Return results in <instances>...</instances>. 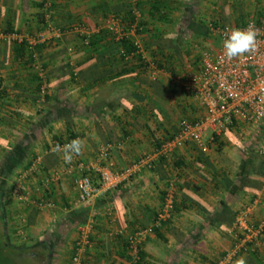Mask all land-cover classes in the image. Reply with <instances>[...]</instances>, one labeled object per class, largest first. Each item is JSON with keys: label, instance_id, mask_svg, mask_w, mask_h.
I'll return each instance as SVG.
<instances>
[{"label": "crops", "instance_id": "obj_1", "mask_svg": "<svg viewBox=\"0 0 264 264\" xmlns=\"http://www.w3.org/2000/svg\"><path fill=\"white\" fill-rule=\"evenodd\" d=\"M129 9L140 24L130 32L138 55L161 65L153 77L137 56L121 55L106 29L109 16L123 19ZM259 12L264 0H0V32L31 37L60 30L30 49L10 36L0 39V241L15 264L18 255L69 264L76 228L85 221L91 231L80 264H219L233 245L239 209L253 201L249 217L264 221V161L252 125L229 127L212 142L206 136L202 148L187 144L157 157L86 206L76 202L73 184L79 163L121 170L153 152L179 119L198 118L202 109L181 82L196 48L217 45L207 24L238 25ZM34 63L42 68L43 95ZM72 139L84 146L69 164L54 149ZM102 148L106 154L97 160ZM34 159L21 179L26 199L18 201L12 184ZM170 178L171 216L147 232ZM37 201L52 206L38 208ZM144 229L131 252L127 238ZM261 240L223 264L240 258L264 264V234Z\"/></svg>", "mask_w": 264, "mask_h": 264}, {"label": "built area", "instance_id": "obj_2", "mask_svg": "<svg viewBox=\"0 0 264 264\" xmlns=\"http://www.w3.org/2000/svg\"><path fill=\"white\" fill-rule=\"evenodd\" d=\"M213 22L214 24H208V30L216 37V47L196 48L195 62L185 65V73L181 82L184 92L192 96L201 107V115L193 120L179 119L176 130L161 141L153 152L140 154L121 170H112L107 165L99 164L92 168L87 164L79 163V173L73 178L77 203L88 205L98 193L117 188L142 168H150L155 158L166 157L184 145L190 144L196 148L204 147V137L208 136L209 141L212 142L213 138H218L223 130L232 127V125H252L259 129L260 137L255 145V152L264 161V12L260 18L248 17L239 25ZM250 23L258 30L257 51L254 54L227 61L223 56L222 40L230 30L243 29ZM105 25L115 40L124 35H131L130 32L135 33L137 27L134 22L130 24V29L125 31L120 20L113 15L106 19ZM59 34V29H42L31 37L0 32V39L10 36V39L22 43L27 49H30L36 43L44 41L47 35L57 37ZM133 45L139 52L137 41L133 40ZM33 68L40 79L39 94L43 95L45 83L42 80V68L38 63H34ZM145 68L153 77L156 71L153 65L147 63ZM70 141L68 140L60 146ZM105 154V148L99 149L97 160L102 159ZM36 161L37 159L32 160L27 169L12 184L11 195L15 196L18 201L26 199V188L21 179L26 176V172L29 173L33 170ZM93 179H96V182ZM174 198L175 185L173 179L170 178L165 181L163 186L161 204L151 226H158L170 218ZM252 203L254 202L243 206L235 214L231 228L233 245L223 255L219 264L231 261L240 250H244L246 247H257L261 244L264 221L251 220L249 212ZM35 204L38 208L52 206L50 202L43 201H37ZM150 228L146 231L149 232ZM90 231L91 223L89 221L77 226L69 264H80L81 255L89 243ZM146 231L144 229V231L135 232L128 237L127 249L136 253L139 238Z\"/></svg>", "mask_w": 264, "mask_h": 264}, {"label": "clouds", "instance_id": "obj_3", "mask_svg": "<svg viewBox=\"0 0 264 264\" xmlns=\"http://www.w3.org/2000/svg\"><path fill=\"white\" fill-rule=\"evenodd\" d=\"M258 30L253 24L240 29L235 28L222 40L223 56L227 61L240 58L245 55L254 54L257 51ZM84 142L80 139H73L63 146L57 145L55 151L62 152L65 163H72L74 155H80ZM235 264H246L243 258L238 259Z\"/></svg>", "mask_w": 264, "mask_h": 264}, {"label": "trees", "instance_id": "obj_4", "mask_svg": "<svg viewBox=\"0 0 264 264\" xmlns=\"http://www.w3.org/2000/svg\"><path fill=\"white\" fill-rule=\"evenodd\" d=\"M263 14V13H262ZM262 14H260L259 13V16H256L257 17V19L258 18H260L261 16H262ZM115 15V14H114ZM118 15H115L114 17H116V18H118L117 17ZM125 18H126V20H125ZM125 18L123 17V19L121 18L120 19V21L121 22H123V23H126L125 24V26L126 25H128L129 26V24H131V23H134L135 22V26H137L136 27V30H135V33H138L139 31H138V28H139V26H140V24H139V21L138 20H136L134 17H133V15H131V9H129V11H126L125 12ZM119 19V18H118ZM221 23H227V22H221ZM242 22H240V24H241ZM210 24H214V22L213 21H211L210 22ZM236 25V24H235ZM239 25V24H238ZM207 27H208V24H207ZM126 31V30H125ZM207 32H209V30H208V28H207ZM110 36H112V38H113V35L112 34H110ZM133 37H131V35H124L123 37H121L120 39H117V40H115L117 43V46L119 47V49H120V53H121V55H123V56H130V57H132V56H137V59L138 60H141V62L142 63H140L139 65L140 66H142V67H145L146 66V64L148 63H146V61H143V59H141L140 58V56L138 55V52H137V49H136V47H135V45H133ZM35 46V45H34ZM33 46V47H34ZM20 47H22V48H26V46L25 45H23V44H21L20 43ZM27 49V48H26ZM151 64L153 65V67L155 68V69H158V68H161V65L159 64V63H155V62H151ZM233 126V125H232ZM215 140H217L216 138H213V140L212 141H215ZM161 143V142H160ZM160 143H158V145L160 144ZM158 145H157V147H158ZM264 173V172H263ZM173 208H174V202H173ZM84 217H83V219L81 220V221H79L78 222V224L79 223H83L84 222ZM167 221V220H166ZM164 222H162L161 224H163ZM160 224V225H161ZM160 225H158V226H151V228H150V232L152 231V232H154V231H156L157 230V228L160 226ZM4 246H3V243L0 241V255L2 256V260H1V264H15V262L13 261V259L10 257V256H5L4 254H3V252L5 253V251H4ZM12 261V262H11Z\"/></svg>", "mask_w": 264, "mask_h": 264}, {"label": "rangeland", "instance_id": "obj_5", "mask_svg": "<svg viewBox=\"0 0 264 264\" xmlns=\"http://www.w3.org/2000/svg\"><path fill=\"white\" fill-rule=\"evenodd\" d=\"M263 11V10H262ZM260 14H262L263 12H259ZM255 16H259V14H256ZM246 17H248V14L246 15ZM252 17H254V16H252ZM3 254L5 255V256H10V257H12V255H11V252H9V251H7V250H5V253L3 252ZM14 258H17V264H19L20 263V258H19V256H17V257H15V256H13ZM1 260H2V256L0 255V264H1ZM19 261V262H18ZM12 262V261H11ZM14 264V263H13Z\"/></svg>", "mask_w": 264, "mask_h": 264}, {"label": "flooded vegetation", "instance_id": "obj_6", "mask_svg": "<svg viewBox=\"0 0 264 264\" xmlns=\"http://www.w3.org/2000/svg\"><path fill=\"white\" fill-rule=\"evenodd\" d=\"M18 256H19V257L22 256V257H21V258H22V261L25 260V261H24L25 264H26L27 262H29V263L32 262V263H34V264H40V262L35 263V262H33V261H30L29 257H27L26 255H18ZM23 258H24V259H23Z\"/></svg>", "mask_w": 264, "mask_h": 264}]
</instances>
